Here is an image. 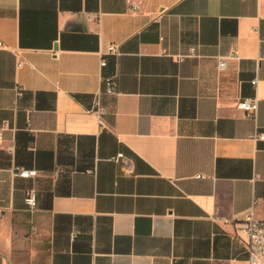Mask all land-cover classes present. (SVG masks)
<instances>
[{"label": "crops", "instance_id": "obj_1", "mask_svg": "<svg viewBox=\"0 0 264 264\" xmlns=\"http://www.w3.org/2000/svg\"><path fill=\"white\" fill-rule=\"evenodd\" d=\"M0 41V264H248L238 223L264 219V0H0Z\"/></svg>", "mask_w": 264, "mask_h": 264}, {"label": "built area", "instance_id": "obj_2", "mask_svg": "<svg viewBox=\"0 0 264 264\" xmlns=\"http://www.w3.org/2000/svg\"><path fill=\"white\" fill-rule=\"evenodd\" d=\"M133 10H136L138 5L133 4L132 5ZM1 45V41H0ZM106 53H113V54H119L118 45L115 42H110L107 46ZM195 54V47H191L188 53H178L174 54V57L177 60H182L184 56H192ZM235 54L231 55H223L218 58V65L221 69H224L227 64V59L231 56H234ZM236 56V55H235ZM107 63V60L102 57L100 60V65H105ZM105 83L104 91L109 94H115V79L113 75L105 76L103 78ZM257 79L254 78L252 80V83L256 84ZM16 97H20L23 95V88L22 86L17 83L14 87ZM237 108L242 109L246 112L248 116L256 117L257 113V98L255 97H244L241 98L237 105ZM106 106H104L101 102L100 98V92H98L94 97V112L98 118V121L103 125L104 120L103 116L106 113ZM7 125V122H4L2 126L0 127V134L1 129H3ZM254 138L256 139H264V132H258L256 131L253 134ZM118 156H123V154H118ZM126 172L130 173L132 172V168L130 163L126 165ZM14 172L17 175L24 176V177H31L35 176L37 174V170L35 168H27L23 166L16 165L14 167ZM197 176H200V174H197ZM25 204L26 208L30 212H34L37 209L38 206V197H37V191L34 187L28 188L25 193ZM239 227L242 228V230L246 234V251L248 256V264H264V219L257 218L252 215V213L248 214L244 219L240 220L238 223ZM35 226H33V230H35Z\"/></svg>", "mask_w": 264, "mask_h": 264}, {"label": "trees", "instance_id": "obj_3", "mask_svg": "<svg viewBox=\"0 0 264 264\" xmlns=\"http://www.w3.org/2000/svg\"><path fill=\"white\" fill-rule=\"evenodd\" d=\"M18 139H22L25 143L32 139V135L27 132H18Z\"/></svg>", "mask_w": 264, "mask_h": 264}]
</instances>
